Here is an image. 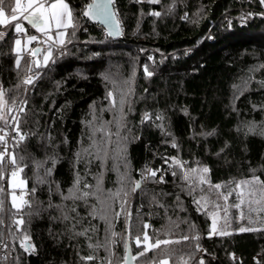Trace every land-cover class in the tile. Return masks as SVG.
Returning a JSON list of instances; mask_svg holds the SVG:
<instances>
[{"label":"trees","instance_id":"obj_1","mask_svg":"<svg viewBox=\"0 0 264 264\" xmlns=\"http://www.w3.org/2000/svg\"><path fill=\"white\" fill-rule=\"evenodd\" d=\"M68 2L78 24L75 35L71 28L67 30L66 40L71 42L65 44L63 55L56 54L53 46L55 63L33 68L42 72L34 86L22 83L32 74L27 66L34 59L29 55L33 42L17 53L15 40L20 37L14 24L0 38V88L10 115L7 123L0 120V135L7 132L6 142H0V152H5L0 241L7 221L11 236L27 235L31 245H25L34 246L25 251L17 240L12 259L2 258L1 253L0 264H108L110 258L122 264L128 241L135 264H264V212H250L247 204L249 199H260L262 186H250L255 195L246 196L243 217L241 209L231 207L236 195L230 196L228 214L236 222L228 216L225 220L219 211L217 231L209 235L216 210L209 203L197 211L193 202L207 193V185L201 186L204 193L197 187L190 195L188 182L182 179L188 169L207 167L205 175L212 184L235 188L236 182L253 176L264 181V133L256 124L252 131L248 129L249 123L264 124V4L261 0H114L124 31L115 39L82 15L91 0ZM14 6L10 0L5 12L11 15ZM26 35L35 32L29 30ZM18 55L22 57L19 68ZM118 80L124 84L123 93L129 88L131 92L116 135L118 109L109 111L108 93L118 96ZM21 107L24 112L19 111ZM145 113L151 119L142 122ZM158 115L161 120L156 119ZM17 121L19 134L14 130ZM108 121L112 123L105 124ZM102 123L112 133L110 142L96 131ZM20 135L25 139L21 141ZM122 143L130 181L110 202L109 228L106 220L91 214L93 206L102 207L95 197L87 202L64 197L77 175L81 192L95 191L100 173L105 190L101 199L107 198L108 190L115 193L117 174L110 167ZM98 148L101 154L107 150L103 162L96 158ZM13 154L28 192V203L20 209L6 198L3 183L4 178L9 181L8 170H13L9 162ZM37 162H43L42 166L37 167ZM46 169L51 173L46 175ZM147 170H155L156 176ZM142 174L147 178L142 179ZM139 180L142 185L133 192ZM85 184L93 187L85 188ZM122 201H126L123 211ZM20 219L23 224L14 223ZM241 228L255 230L241 232ZM145 232L149 243L156 239L173 243L138 256L145 244L137 247L135 239H143Z\"/></svg>","mask_w":264,"mask_h":264},{"label":"snow or ice","instance_id":"obj_2","mask_svg":"<svg viewBox=\"0 0 264 264\" xmlns=\"http://www.w3.org/2000/svg\"><path fill=\"white\" fill-rule=\"evenodd\" d=\"M15 6L11 7V16L10 20L9 17L5 15V7L10 5V0H0V26H4L8 24L10 21H18L19 18L22 16L24 21H27V23L35 29L37 32L41 33L44 37H46V40L43 41L44 43H47L48 41H51L52 44H58L61 48L65 46L66 43H70V40H66V36L68 35L67 30L71 28L73 31L71 33L72 36L75 35V30L78 27V24L76 22V19L73 17V13L69 5L65 2V0H24V3L22 4V0H14ZM153 2H159V0H153ZM114 3V0H92V3L87 5V10L82 13L83 16L88 17L92 20H97L101 24H104L108 27V36H114V35H120L122 34L119 30V21L116 19V12L111 10L110 5ZM261 3L264 4V0H261ZM19 14V15H18ZM154 15H160L159 12L153 13ZM187 18V15L184 17ZM14 30L16 33H22L26 32V29L24 28L23 24L20 22L15 23ZM53 31L55 32V35H53ZM3 33H0V38H2ZM38 37L36 35H28L27 41L29 44H31L33 41H37ZM16 45V51L17 53L20 52V45L21 40L16 39L15 40ZM40 48H33L30 50L29 55L33 57L34 59L30 60L28 62L27 70L29 73H32L31 75L27 76L22 83L25 85H31L34 84L35 80L38 79L42 73L40 72H33V68L40 69V68H47L49 65V62L55 63V60L53 59V50L52 45H49V47L44 50L45 54L42 57V60L38 57L41 53ZM64 52H61L60 55H63ZM21 56H17V59L15 61L16 67L19 68L20 66V60ZM261 67H264V65H261ZM145 72L150 76L151 73L148 72L147 66H145ZM134 75V74H133ZM126 83H128L126 81ZM247 83V82H246ZM19 87V85L17 86ZM131 89L129 88L127 93H123L121 95V98L119 100V107H118V115L114 116L115 123L117 124V133L116 135H119V127L122 126V122L125 117L124 113V105L127 101V96L130 95ZM5 92L2 88H0V110H2L4 107L7 106V101L4 99ZM108 98L111 100V108L115 109L117 108V103L114 98H112V93H108ZM22 103L26 104V101H23ZM111 110V109H109ZM129 110H131L129 108ZM11 111V109H9ZM20 112H24V108L19 109ZM4 116L0 115V120H4ZM15 119V117H13ZM151 119V116L149 113H145L143 117V121H147ZM157 120H161V116H156ZM5 123H7V120H5ZM112 121L105 122V124H111ZM19 134V121H17L16 128L14 129ZM96 131L103 132L105 137L108 138V142H110V137L112 133L110 131L105 130V126L102 125L100 128L96 129ZM249 131H252V128H249ZM212 133H209L211 135ZM7 136V132H5L4 135H0V142H6L5 137ZM25 139L24 135H20V140L22 141ZM93 144L95 145L96 142L93 141ZM173 147H175V144H173ZM6 151V149H5ZM87 151V150H85ZM4 155L5 152H0V178H2V172L4 170ZM108 153L107 150H103V154H101V149H97L96 158L100 159L102 162L107 159ZM174 164L179 165L181 168H183V164L176 160V158H172ZM9 162L13 166V170L11 172V175L13 178L16 177L17 171V160L15 155H11ZM55 163V161H53ZM43 162H37V167H41ZM22 171V169H20ZM152 177L156 176L155 170H147ZM209 169L207 167L200 168V169H188L184 171L182 179L188 182V192L191 195L197 187H200L201 193H204L205 190L203 185H207V193L202 194L198 199L193 198V202L197 205V211H200L202 208L206 209L208 204L211 203L213 208L216 210L212 214V225L209 232V235H212L213 233H216L217 231V219L216 216L219 211L224 212V219L227 220V213H228V204L227 201L230 196L235 193L236 195V203H233L231 207L236 209H241V217H243V211L242 206L246 203V196L250 197L255 195V192L250 189V186L253 184H259L261 185V192H260V199L257 200H247V204L249 207V211H257V212H264V181H261L259 177L253 176L250 180H242L235 183V188L229 187V185H221V184H212L210 180H208L207 176L205 175L208 173ZM51 173V169H46V175ZM172 175L175 176L176 172L173 171ZM125 177L124 175H121L120 179L123 180ZM147 177L142 174V179H146ZM42 182V181H41ZM160 182L163 181V177H160ZM80 184V178L79 175H77L76 180L74 182L73 188L69 189L68 196L64 197V199H71L73 201L76 200H84L87 202L88 197H95L97 201L102 205L100 209H97L95 206L92 207L91 214L93 216L99 215L100 219L106 220V222L109 223V228L111 227L110 221L107 220V212L111 209V204L108 203L109 200H114L116 197L120 195V192L122 189H117L115 193H113L111 190L107 191V198L101 199V194L105 192L103 189V173H100L97 177V183L95 185V191H83L79 189ZM85 188L91 189L93 186L85 184ZM141 187V181H135L134 187L132 188V191L135 192L137 189ZM224 187L227 188V193L221 192L220 189ZM247 190V191H246ZM2 191V189H0ZM35 192V189L32 190ZM127 193H125V196ZM211 197H214V199H211ZM179 200V197H177ZM223 200L225 203L222 206L219 201ZM12 203L13 207H18L16 204V196L13 194L12 196ZM25 204H27V201H24ZM124 203L126 201H122L121 203V211H123ZM258 205L257 208L253 209L252 205ZM0 207H2V201H0ZM71 211L75 212V207L71 209ZM117 216L120 215V212L116 213ZM130 215V214H129ZM64 219H69L67 215L64 216ZM2 222V221H0ZM16 224H23V219H20L18 221H14ZM148 225L145 224L144 228H147ZM194 227V226H193ZM255 229H246L241 228L240 231H250ZM85 233L81 232L79 235H84ZM220 235H227V232H220ZM112 235H116L115 233H112ZM193 239H199L198 236L192 237ZM29 237L25 235V240H28ZM183 240H188V236H183ZM150 237L148 236L147 232L143 234V239H141L140 236H137L135 239V243L137 247H140L142 243L145 244V247L142 252L139 253V255H145L149 249L158 248L161 244L167 245L169 243H173V241L169 240H160L156 239L155 243H149ZM178 243L179 241H175ZM6 247V245H5ZM21 247L25 248V251H29L30 248L34 246L21 244ZM89 247H93L92 245H89ZM199 247V246H197ZM126 252L129 251L127 245H125ZM85 259H92V257H87ZM153 264L155 262L153 261ZM161 264H167V261H161ZM201 264H203V261H201Z\"/></svg>","mask_w":264,"mask_h":264},{"label":"rangeland","instance_id":"obj_3","mask_svg":"<svg viewBox=\"0 0 264 264\" xmlns=\"http://www.w3.org/2000/svg\"><path fill=\"white\" fill-rule=\"evenodd\" d=\"M65 2L71 8L70 3L68 2V0H65ZM23 3H24V0H22V4ZM5 15L7 17H9V20H10V16L11 15L7 14L6 12H5ZM21 18L23 19L22 16L19 19H21ZM17 22L18 21H10L8 24L4 25L3 27H7L8 25H13V24L15 25V23H17ZM20 23L23 24L24 28H26V25H29L27 23V21H24V20L22 22H20ZM13 29H14V26H13ZM33 31L37 32L35 29H33ZM14 32H15V30H14ZM37 33H39V32H37ZM52 34L55 35V32L53 31ZM27 36L28 35L21 36L20 38H18V39L21 40L20 52L24 51V49L26 51V48L28 46ZM55 45L58 46V44H55ZM15 49H16V47H15ZM52 50H53V55H54V47L53 46H52ZM44 54H45V51L42 50L41 54H40V56L38 58L42 60V57H43ZM36 72L42 73L41 71H36ZM39 78L36 79L34 84H31L30 86H34L36 84V82L39 80ZM116 82H117L116 95H118V96H113V98L115 99V101L117 103V109H118L119 100L121 98V95L124 92L125 87H124V84L121 81L118 80ZM108 107H109V109H112L110 105H108ZM7 110L8 109H7V106H6L0 111V115H3L4 118H5L4 121L8 120V118L10 116ZM112 110H115V109H112ZM255 124H256V126L260 127V128H258L259 129V133L263 134L264 133V124L263 123H256V122L255 123H249L248 129L252 125H255ZM102 125H103V123H102ZM252 127H254V126H252ZM107 129L108 128L105 126V130H107ZM123 140H125V139H123ZM124 148H125V145L123 143L119 147L116 148L115 157H113L114 160L111 161L113 165H111V167H110L117 174V177H116L117 183H118L117 187L119 189H122V190H123V186H124L123 183H129V181H130L129 178L127 177V174H126L127 173L126 172V166H125V163H124V160H123V155H122V154H124ZM121 161H122V164H121ZM8 172H9V170H8ZM121 175H124V177H125L123 180L120 179ZM8 180L9 181L7 182V178L3 179V183H4V186H5V192H6L5 193L6 194V198L10 201V203H12V196H13V194H15V196H16V204L18 205V207H15V208L16 209H20V208L25 207L27 204H25L24 201L28 200V192H27V189H26L25 180L22 178L21 175L18 174V172H17V175H16L15 178H13L12 175L8 176ZM253 185H254V187H258L259 184H253ZM233 194H235V193H233ZM110 202H111V200L108 201V203H110ZM12 205H13V203H12ZM228 213H227V216H228L229 221L236 222V220H234L236 218H234L231 214H228ZM216 219L218 220L219 216H216ZM218 224L219 223L217 221L216 227H218ZM3 230H4V234H3V238L0 241V248H3V250H2L3 251L2 252L3 257L2 258H5L6 260L9 261V260L12 259V254L14 253V250H15V246L14 245H15L16 241L19 240L18 244H20V246H21L22 243L26 244V242H30V239L25 240V236L23 237L22 235L11 236V234L9 232V229H8V222L7 221H5L3 223ZM5 245H6V247H5ZM30 245H31V242H30ZM200 253H201V251H200ZM138 256H142V255H138ZM134 259H136V256H134ZM124 262H125V259H123L122 264H124ZM108 264H116V261L110 258V259H108ZM167 264H169V262H167Z\"/></svg>","mask_w":264,"mask_h":264},{"label":"built area","instance_id":"obj_4","mask_svg":"<svg viewBox=\"0 0 264 264\" xmlns=\"http://www.w3.org/2000/svg\"><path fill=\"white\" fill-rule=\"evenodd\" d=\"M261 15H264V12H261ZM22 21H23V19L19 20V22H22ZM7 27H1L0 28V33H2ZM100 28H102V27L100 26ZM25 29H26V32L15 33V35L18 36V37H21V36H25L28 33L29 30L33 31V28L31 26H29V25H26ZM35 35L38 37V40L37 41H33V45L31 46V49L38 47L41 50H46L49 47V45H52V46H54L56 48V54L61 53L65 49V47L61 48L59 45L57 46L55 44H52L51 41H48L47 43H44L43 41L46 40V37H44L41 33L35 32ZM11 126H12V129H13L15 127V122H13L11 124ZM8 149L11 151V146H9ZM11 172H12V169L10 168L9 169V173H11ZM2 250H3V248H0V254L2 253ZM203 253H204V249L201 250V254H203Z\"/></svg>","mask_w":264,"mask_h":264},{"label":"water","instance_id":"obj_5","mask_svg":"<svg viewBox=\"0 0 264 264\" xmlns=\"http://www.w3.org/2000/svg\"><path fill=\"white\" fill-rule=\"evenodd\" d=\"M90 3H92V1H91ZM110 8H111V10H113V11L116 12L114 3H113L112 5H110ZM86 10H87V9H86ZM116 14H117V12H116ZM84 17H85L87 20H89L90 22H92V23H94V24H96V25L101 26V27H102L103 29H105L106 32L108 33V30H109V29H108V27L105 26L104 24H101V23H100L99 21H97V20L89 19V18L86 17V16H84ZM116 19L119 21V30H120V32H121L122 34H120V35H114V36H109V37H111V38H115V39L122 37L123 34H124L123 27H122L121 22H120V20H119V18H118L117 15H116ZM139 181H141V180H139ZM141 185H142V181H141ZM28 245H29V244H28ZM127 247H128V249H129V251L126 252L125 262H124V264H135V259H134V255H133V253H132V249H131L130 241H128V243H127Z\"/></svg>","mask_w":264,"mask_h":264},{"label":"crops","instance_id":"obj_6","mask_svg":"<svg viewBox=\"0 0 264 264\" xmlns=\"http://www.w3.org/2000/svg\"><path fill=\"white\" fill-rule=\"evenodd\" d=\"M22 19V18H21ZM21 19H19V20H21ZM19 20H18V22H19Z\"/></svg>","mask_w":264,"mask_h":264}]
</instances>
